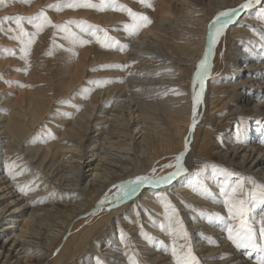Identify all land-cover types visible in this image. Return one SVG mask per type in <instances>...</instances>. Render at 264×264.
I'll return each instance as SVG.
<instances>
[{
	"label": "bare ground",
	"instance_id": "6f19581e",
	"mask_svg": "<svg viewBox=\"0 0 264 264\" xmlns=\"http://www.w3.org/2000/svg\"><path fill=\"white\" fill-rule=\"evenodd\" d=\"M10 2L13 7L18 0ZM244 2L160 0L154 22L132 41L127 55L117 53L112 56L126 61L125 71L115 68L114 73L106 77L107 83L99 89L94 88L93 96L84 97V108L62 126L60 137L54 142H39L31 152L21 146L23 139L19 136L24 135L26 139L28 128L33 129L36 121H44L49 111L45 96L51 93L41 90L42 95H39L30 90L4 103L8 110L0 111V264H78L75 258L85 259L88 249H93L92 255L96 256L99 246L104 248L103 253L113 252L117 246L109 238L119 234L115 230L108 231L110 224L114 223L118 228L124 223L128 226L130 217L135 223L128 227L132 228L129 233L136 243L134 250L151 260L162 258L163 264H176L172 254L174 242L181 254L190 248L199 264H257V260L264 257L259 248V252L252 248L238 249L228 238L227 228H238L240 218L233 219L225 204L230 198L243 200L244 185L252 181L264 184V121H260L264 118H257V130L253 134L248 126L247 136L236 143L232 141L230 149L216 142L217 151L224 158L223 168L227 171L230 168L237 175L233 178L208 169L214 183L212 190L218 191V186L223 189L225 183L236 187L242 184L240 195L233 196L230 190L224 193L222 203L211 201L210 205L218 207L224 217L206 218V221L201 217L195 221L187 214L190 210L183 203L185 200L178 195L182 191L196 202L203 201L201 196L193 193L195 172H187V169L194 164V159L205 158L199 150L192 148L196 141L200 142L199 149L204 148L203 138L199 140L195 134L196 128L200 131L206 125L202 123V117L208 114L210 122L216 120V124L227 117L226 114L219 116L220 108L213 105L222 91L233 96L232 104L227 108L229 115L248 113L253 116L255 113L264 117V38L261 46L255 48L241 44L244 35L255 34L260 26L264 29V14L260 12L264 7L262 3L238 11L212 46L208 72L225 64L227 50L231 51L230 56H235V62H241L240 69L243 70L223 80L213 77L209 81L206 76L201 102L196 108V125L192 128L193 79L208 48L209 24L219 13L239 9ZM98 10L100 14L105 12L101 8ZM118 18L119 15L110 13L108 18L101 17V20L106 23ZM237 49H242L246 58L238 52L234 55ZM77 54L83 63V54ZM1 57L0 68H4L7 62ZM102 59L93 56L83 64L94 65ZM65 61H54V65L59 68L61 85L69 92L81 79L86 65L76 64L77 61L66 65ZM72 68L75 69L74 77L71 76ZM249 83L253 85L246 88ZM258 87H262L259 94L252 90ZM195 88L200 91L199 82ZM35 112L37 117L33 116ZM91 125L99 131L97 142L89 141L92 145L85 146L83 140L92 139L86 136ZM140 137V146H133V140ZM91 151L95 154H89ZM182 152L185 153L182 161L185 171L170 183H144L134 194L116 200L120 186L137 177L148 176L155 180L176 171L175 158ZM12 162L14 167L10 168ZM22 187L27 194L21 191ZM38 196L50 198L41 204L37 201ZM261 203L255 196L249 205L253 218L251 228L258 245H264V237L260 235L264 220ZM165 204L176 209L174 220L182 223L186 239L177 235L180 229H175L176 224L168 220L166 223L171 227L164 235L167 245L161 249L142 239V233L138 232L141 226L150 227L147 220L152 217L142 224L138 219L139 214L144 213L146 216L151 213L161 221L168 219L172 210L161 213ZM15 215L21 218L8 220ZM23 221L20 227L15 225V222ZM201 227L207 229L211 237L201 234ZM117 241L114 243H119ZM122 248L126 246L122 245ZM114 257L119 258V255ZM83 264L99 262L96 257L88 256Z\"/></svg>",
	"mask_w": 264,
	"mask_h": 264
},
{
	"label": "rangeland",
	"instance_id": "374dc122",
	"mask_svg": "<svg viewBox=\"0 0 264 264\" xmlns=\"http://www.w3.org/2000/svg\"><path fill=\"white\" fill-rule=\"evenodd\" d=\"M73 2L77 4L87 2L96 5V7L86 8L66 6L68 3ZM159 2L160 0H146V3L142 4L139 0H103V2L102 0H28V2H25V0H18V3L13 5V7H10L12 3L10 0H3V2H0V19L4 17L15 18L16 16L33 17L41 11H44L53 24L66 26L71 33L76 35L78 41H90V43L87 44H81L79 42L73 43L70 39H65L67 33L61 31L59 28L46 26L43 31L35 36L34 43L31 45L28 55L22 59L21 57L24 56V52L22 51L24 45L21 44L20 41L11 38L18 34L15 20L13 19L0 23V29H2L0 30V56H2L1 58L5 59L7 62L6 67L0 68V111H2V113L6 112L8 110V106L4 103H7L11 99L18 98L20 94H26L30 90L38 93L39 95H42L41 90L51 93L48 97L45 96L47 99L45 104L49 106V111L44 121H36L33 125V129L28 128L29 134L26 139L24 135L19 136L23 139L21 141V146L27 152H31L33 146L39 142L40 144L54 142L56 138L60 137L62 126L68 120L72 119L76 112H79V109L84 108V97L93 96L92 90L99 87L97 84L91 83L92 81H106V77L112 75L115 68L120 71H125L126 61L122 59H115L112 56L117 53L123 56L127 55L132 41H135V38L140 36L141 32L154 22V18H156L158 12ZM57 3L64 5L62 11H57L55 8L48 7L49 5H55ZM148 5H151V7ZM121 6L131 9L135 13L147 16L151 23L145 26L146 28L141 27L136 34L130 35L129 32L125 30V25L131 24L132 19L129 17L127 11L117 10ZM100 8L104 9L105 12L103 14L98 13V9ZM110 13L119 15L120 18L113 20V22H102L101 17L108 18ZM68 21H83L86 22L85 26H95V28L89 29L88 31H81V26H78L75 23L68 24ZM22 25L27 32H35L34 26L29 24L27 21H22ZM93 30H97V34L102 38L104 36V31L99 30H106L107 35L112 38L113 46L102 47L101 44L96 41L95 37L89 34V32ZM168 31H170V29H168ZM263 38L264 29L260 26V29L255 30V34L252 32L251 34L244 35L241 38V44H249V48L253 45L255 48L261 46ZM25 40H27V37H25ZM49 52H51V55L48 54ZM78 52L83 54V63L89 62L93 56L103 57V59L98 60L94 63V65L90 63H88V65L83 64L79 59L80 57L77 54ZM237 52L239 54L241 53V57L246 58L242 49H237L234 55H236ZM230 54L231 51L227 50L225 64L223 66H216L213 71L208 72L207 78L209 81L213 77L223 80L226 76H235L238 72L243 70L240 69L241 62H235V56L232 57ZM65 59L66 65L70 62H76L77 59L79 60L76 64L86 65L81 79L69 92L61 85L60 76L58 74L59 68L54 65V61H62ZM74 70L75 69L72 68V77L75 76ZM187 80L188 79H184V81ZM249 84L246 88L253 85V83ZM260 89H262V87L254 88L252 90L258 91ZM259 93L260 92L258 91L257 94ZM220 94V97L213 101V105L215 108H220L221 111L218 114L219 116L223 117V115L226 114L227 117L226 119L221 117L224 121H220L218 124H216V120H211L210 122V115L208 114H205L202 117V123H205L206 125H203V129L200 131L196 128L195 134H197L199 140L203 138L204 148L199 149V141H196L192 145V148L194 151L199 150L200 155L202 154L205 158L194 159V164L187 169V172H195L193 175L195 178L194 185L192 186L194 187L193 193L197 194L199 197L201 196L203 201L196 202V199L187 197L182 191L178 192L179 197H181L180 199L185 200L183 203L185 206L189 207V210L191 211H188L187 214L191 215L195 221H197L196 218L201 217L202 221H206V218L211 217H224V215H221L222 211H220L216 206H211L210 203L213 200L215 202L222 203V200L225 199L224 193L236 188V185L230 184L229 186H226L227 184L225 183L223 188L224 191H221L222 186L216 187L218 191L212 190L214 183L211 182L212 177H210L207 173L208 169L213 168L217 172L221 171L222 174L229 175L233 178H236L234 174L237 175L233 170H230V168L228 171L226 168H223L222 164L224 158L217 151L216 142L221 144L225 149H230L233 145L232 141L236 143V141H240L244 136H247L246 132L248 126L253 134L257 130V125L255 124L258 121L257 118H264L258 117L255 113L253 116L247 115L248 113H241L235 116L229 115L227 108L232 104L233 96L228 95L226 91H222ZM257 94L256 99L258 98ZM247 108H249V106H247ZM258 112L262 113V111ZM33 116L37 117V112L33 113ZM260 121H264V119ZM250 122L251 124H249ZM211 123H213V125ZM105 127L106 126H103V128ZM97 133H99V131L95 130L94 125H91L89 130L86 132V136L91 137L92 139L85 141V138L83 140L84 145L91 146L93 140H95L94 143H96ZM135 140H133V146H140L141 143L139 142L141 137L139 140ZM17 145L18 143L15 144V147H17ZM142 147L143 149H148L145 146ZM260 147H262V145H260ZM89 149H91V147ZM89 154H95V152L91 151ZM13 164L14 162H12L11 165ZM252 182L249 185H244L245 190L242 195L244 209L246 212L245 219L247 224L251 227L253 225V218L251 217L249 205L253 202V198L255 196L259 198L258 191L255 195L253 194L254 184ZM255 183L263 184L258 181H255ZM250 190L252 193L249 194L248 191ZM239 191L240 190H238L236 195L241 194ZM49 198L50 197L38 196L37 201L41 202V204H45V202H48ZM165 205L162 207L161 213L168 210L170 211V209L172 210L173 208L172 205H170V207H166ZM260 206L264 209L263 202ZM17 210H21V208H17ZM169 211L167 213H169ZM169 214L172 215V211ZM140 215L141 217H139L138 221L141 224L146 220V218L148 219L149 216L152 217V219L147 220L149 221V228L142 226L139 228L138 232L142 233V239H145L151 244L158 245L159 248L164 249V246L167 245V238H165L164 235L168 234L171 227L169 223L168 225L166 223L169 218L167 217L168 219L161 221L157 218V216H152L151 213L147 216L145 213L143 215L139 214V216ZM144 215L146 216L145 218ZM18 217H20V215H15L14 217L11 216L8 220L17 219ZM26 217H28V214ZM26 217H24V219H26ZM15 223V225L20 227L24 221ZM37 224L39 223L37 222ZM134 224L133 217H130L128 226L124 223L118 228L115 227L116 225H114V223H111L108 231L115 230V232L119 235L113 234V239L109 238V241L117 246V248L113 252L103 253L102 249L104 248L99 246L96 249L97 256L92 255L94 254L93 249H88L85 254V259H87L88 256L96 257L99 264H131L133 261H135L136 264H163L162 258L151 260L148 259L146 255L140 254V252L134 250V246L136 244L133 241L134 236L129 233L132 228H128L134 226ZM173 227L175 229H180L178 224ZM199 229L201 230V234L203 233L208 237H211V234L207 233V229L203 227ZM115 236L117 238H115ZM116 240H118L117 242L119 243H114ZM122 245L126 246V248H122ZM256 250L258 252L260 251L258 248H256ZM115 254L119 255V258L114 257ZM75 259L79 262L78 264H83L85 260L83 259L81 261L80 258Z\"/></svg>",
	"mask_w": 264,
	"mask_h": 264
},
{
	"label": "snow or ice",
	"instance_id": "6c2138e0",
	"mask_svg": "<svg viewBox=\"0 0 264 264\" xmlns=\"http://www.w3.org/2000/svg\"><path fill=\"white\" fill-rule=\"evenodd\" d=\"M0 2H3V0H0ZM25 2H28V0H25ZM103 2V0H102ZM140 3L144 4L146 3V0H139ZM264 3V0H245L244 3L239 5V9H230L228 11H224L219 13V15L212 21V23L209 24V43L208 48L205 53V57L200 61L198 65V69L194 74L193 79V123L192 128H195L196 125V108L197 105L201 102V95L204 90L203 80L206 78L208 71H209V63H208V57L212 52V46L215 45L218 42V39L220 35L223 33L224 29L227 27L228 24H230L233 20V17H235L238 13V11L247 10L253 8L255 5H260ZM63 6L61 3H57L55 5H49L50 8H55L57 11H62ZM67 7H96L94 4L90 3H82L77 4L75 2L68 3L66 5ZM151 7V5H148ZM103 10V8H101ZM117 10H123L127 11L129 17L132 19V23L125 25V30L129 32L130 35L136 34V32L141 28L145 27L148 24L151 23L150 19L147 16H144L142 14H138L133 12L131 9H127L124 6H121ZM260 12L264 14V7L260 9ZM15 20V24L18 29V34L11 37L13 39H16L20 41L21 44L24 45L22 48V51L24 52V56L21 57L22 59L25 58L28 55L29 49L31 45L34 43L35 36L43 31V29L46 26H52L55 28H59L61 31L67 33L65 36V39H70L73 43L79 42L81 44H87L90 43L88 40H79L76 37L74 33H71L69 29L66 26L62 25H55L51 21V19L46 15L44 11H41L39 14L33 17H23V16H16L13 17H4L0 19V23L7 22L10 20ZM22 21H27L29 24L33 25L35 28L34 33H29L26 31V29L22 25ZM68 24H77L78 26H81V31H88L89 29H94L95 26H85L86 22L83 21H68ZM2 30V29H0ZM104 31L103 38L97 34V30H93L89 32L90 35L94 36L96 41L101 44L102 47H112L113 41L112 38H110L107 35L106 30H99ZM25 37H27V40H25ZM51 55V52L48 53ZM112 67V66H109ZM119 67V66H116ZM95 70V69H94ZM108 81L104 82H98V81H92L91 83L97 84V86H103L104 83H107ZM199 82L200 85V91L197 92L195 85ZM187 140L185 142V149L187 150ZM185 153H180L175 159L176 164L175 168L176 171L169 173L168 175L160 176L159 178L153 180L151 177L148 176H141L137 177L135 181L129 182L127 185L120 186V194L117 195L116 200H121L129 195H132L136 192L137 187L144 183H156L157 185L160 184H168L170 183L175 177L179 176L182 172L185 171V168L183 167L182 161ZM14 167V165L10 166ZM168 167H171V165H168ZM23 174V173H19ZM14 178V177H13ZM254 184L253 194L258 191L259 192V198L262 202H264V184H256L255 181L252 182ZM242 188V184L237 185L236 188L232 189V194L235 196L237 191ZM31 190V189H29ZM21 191L24 192V194H27V192L24 190V188H21ZM221 191H224L221 189ZM225 204L228 206V211L230 214H232L233 219L239 217L240 218V224L239 227L234 229L232 226H229L227 228L228 232V238L232 241V243L238 248L243 249H256L259 248L262 252H264V245H258L256 242L255 234L251 228L246 222V212L244 209V201L243 200H233L230 198L229 200L225 201ZM166 207H170V204H166ZM176 214L175 208H172V215L169 216L170 223L174 222L175 224H178L180 226V231L177 233V235H180V238L186 239V233L183 232V225L179 220H174ZM260 235L261 237H264V220L261 221V229H260ZM180 248H183V245L180 246ZM172 254L174 257H176V264H199V261L196 259V257L192 254L191 249L189 248L186 253H179L177 251V247L173 245L172 248ZM132 264H136L135 261L132 262ZM257 264H264V257H261L257 260Z\"/></svg>",
	"mask_w": 264,
	"mask_h": 264
}]
</instances>
